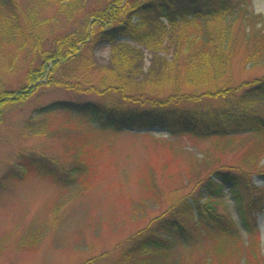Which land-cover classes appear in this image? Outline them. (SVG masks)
<instances>
[{
  "label": "trees",
  "instance_id": "1",
  "mask_svg": "<svg viewBox=\"0 0 264 264\" xmlns=\"http://www.w3.org/2000/svg\"><path fill=\"white\" fill-rule=\"evenodd\" d=\"M102 1V7L91 9L89 0H0V120L9 105L29 97L38 85L53 86L75 94V99L39 108L40 122L34 132H47L46 126L54 125L50 118L66 115L68 120L62 122L66 124L60 127L64 133L52 132L55 129L47 133L65 144L70 165L78 163L70 169L74 173H68L72 178L86 174L89 160L100 153L101 135H117L127 128L170 127L174 122L179 124L177 132L190 140H214L222 145L209 149L200 160L192 159L190 168L211 169L209 165L216 158L213 154L222 148L240 151L243 167L220 165L209 175L197 179L192 176L195 189L191 191L196 195L190 193L189 199L194 205L185 197L179 198L117 244L115 256L106 253L81 264H97L105 257L106 264H229L237 256L249 257L251 250L259 257L257 232L245 216L244 201L237 199L236 210L248 235L246 244L237 239L240 233L233 222L219 214L214 205L200 203L199 194L205 191L211 204L223 206L224 184L231 182L235 195L238 190L248 192L253 173L249 171L257 167L264 154V113L249 108L264 103V78L236 87L230 73L234 60L252 69L264 64V14L256 13L250 0ZM47 11L51 19L61 18L67 23L76 19L74 31L44 33ZM160 19L178 25L176 50L171 60L162 62L158 77L143 86L126 82L115 70L97 67L80 56L84 46L97 41L148 38L151 34L147 30L136 36L138 30ZM69 64L74 69L65 72ZM17 70L23 73L19 86L13 91L6 89L2 74ZM92 120H99V125L93 126ZM67 129L71 132L64 137ZM247 140L249 147L243 142ZM170 144L174 153L182 152L176 146L179 143ZM175 169L179 176L182 170L187 173L180 164ZM59 172L54 159L20 154L17 164L1 176L0 189L18 184L24 175L60 178ZM178 182L182 184V178ZM256 201L250 199V207ZM199 228L214 235L216 243L211 241L206 250L211 258L206 257L202 263L186 262L184 257L171 262V255L180 246L185 245L187 251L197 245L191 232ZM214 247L229 248L223 249L220 258ZM261 262L264 264L263 259ZM244 264H249L248 260Z\"/></svg>",
  "mask_w": 264,
  "mask_h": 264
},
{
  "label": "rangeland",
  "instance_id": "2",
  "mask_svg": "<svg viewBox=\"0 0 264 264\" xmlns=\"http://www.w3.org/2000/svg\"><path fill=\"white\" fill-rule=\"evenodd\" d=\"M103 4L102 0H89L88 8L102 7ZM250 5L256 13L264 14V0H250ZM45 14L49 20L43 25L44 33L67 32L73 30L77 22L76 19L73 23L61 18L51 19L50 11ZM176 29L178 25L174 22L160 19L158 23L138 30L136 36L147 30L151 34L148 38L121 37L114 43L97 41L84 46L80 56L89 58L97 67L115 70L126 82L143 86L146 81L158 77L162 62L173 58L177 45ZM65 67V72L74 69L72 64ZM230 73L232 84L237 87L264 78V64L252 69L242 67L234 60ZM22 78L21 70L1 76L4 87L12 91ZM70 99H75V94L58 87L38 85L29 97L9 105L0 120V178L17 164L20 154L54 159L61 175L58 178L59 175L49 177L31 173L24 175L18 184L0 189V264H81L106 253L115 256L119 251L116 250L117 244L145 227L169 204L185 197L194 205L189 199L190 193L193 194L191 190L195 189L192 176L197 179L209 175L220 165L243 167L240 151L230 152L222 148L213 154L216 158L209 165L213 166L211 169L190 168L192 159L200 160L209 149L222 145L214 140H190L177 132L179 124L174 122L170 127L127 128L126 132L117 135H101L98 138L100 153L89 160L86 174L72 178L68 173H74L70 169L77 167L78 163L70 165L72 160L66 156L65 144L53 133H47L49 129L64 133L60 127L66 124L62 123L68 120L66 115L55 114L50 118L54 125L46 126L47 132H34L40 122L39 108ZM78 99L96 100L94 97ZM249 108L264 113V103H254ZM91 124L96 127L99 120H92ZM70 132L67 129L64 137ZM174 141L179 143L176 146L182 152L174 153L170 147ZM243 142L247 147L251 144L248 140ZM178 164L187 171L186 174L182 170L179 176L175 169ZM253 170L249 171L253 173H249V191L246 193L238 190L235 195L233 184H224L221 192L223 206L211 204L205 191L199 194L200 203L214 205L219 214L233 222L240 233L237 239L242 244L248 242V235L237 213L239 205L236 201H244L245 216L257 232L260 258L251 250L249 257L241 256L245 260L237 256L229 264H244L247 260L249 264H262L264 260V154ZM53 178L61 181V186ZM179 178H182V184L178 182ZM147 181L151 183L146 184ZM148 185L155 188L147 190ZM255 198L257 201L250 207L249 200ZM191 234L197 245L187 251L185 245L180 246L171 255V262L184 257L186 262L202 263L206 257L211 258L206 250L211 241L216 243L214 235L202 228L192 230ZM214 249L216 256L223 258L224 250ZM105 258L96 263L106 264Z\"/></svg>",
  "mask_w": 264,
  "mask_h": 264
}]
</instances>
